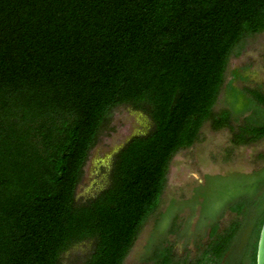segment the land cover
Instances as JSON below:
<instances>
[{
    "label": "trees",
    "instance_id": "16d2710c",
    "mask_svg": "<svg viewBox=\"0 0 264 264\" xmlns=\"http://www.w3.org/2000/svg\"><path fill=\"white\" fill-rule=\"evenodd\" d=\"M261 33L264 0H0V264H63L86 242L84 264H123L171 159L205 124L228 129L233 146L264 137L259 88H243L245 98L229 83L230 108L214 111L230 58ZM118 107L145 114L151 128L114 155L104 190L77 201ZM250 220L243 261L255 264L264 195ZM230 244L209 253L220 260ZM155 249L152 264H185Z\"/></svg>",
    "mask_w": 264,
    "mask_h": 264
},
{
    "label": "rangeland",
    "instance_id": "374dc122",
    "mask_svg": "<svg viewBox=\"0 0 264 264\" xmlns=\"http://www.w3.org/2000/svg\"><path fill=\"white\" fill-rule=\"evenodd\" d=\"M229 83L231 91L236 90L239 95L241 92L245 98L250 96L243 88H259L264 94V33L247 37L241 54L230 58L215 112L230 108ZM250 95L260 97L259 92ZM250 114L242 113L237 117L238 124H232L235 128L241 126ZM151 125L150 119L139 111L118 107L112 112L113 130L103 135L91 151L76 190L77 201L92 199L107 187L114 155ZM230 140L228 129L215 132L205 124L199 141L174 155L158 208L123 264H152V255L159 245L168 249L173 263L251 264L250 258L240 261L254 226L249 219L258 214L264 195V137L249 146H233ZM255 188L258 192L253 196ZM215 225L217 230L212 236ZM230 242L228 252L220 260L209 253H223L222 247ZM91 250L90 242L75 245L64 254L62 263L84 264Z\"/></svg>",
    "mask_w": 264,
    "mask_h": 264
},
{
    "label": "water",
    "instance_id": "95a60500",
    "mask_svg": "<svg viewBox=\"0 0 264 264\" xmlns=\"http://www.w3.org/2000/svg\"><path fill=\"white\" fill-rule=\"evenodd\" d=\"M255 264H264V220L256 244Z\"/></svg>",
    "mask_w": 264,
    "mask_h": 264
},
{
    "label": "crops",
    "instance_id": "0c3cea01",
    "mask_svg": "<svg viewBox=\"0 0 264 264\" xmlns=\"http://www.w3.org/2000/svg\"><path fill=\"white\" fill-rule=\"evenodd\" d=\"M151 127H149V128H146L148 131H149V129H150ZM148 131H146V133H143V135H145V134H147L148 133ZM142 136V135H141Z\"/></svg>",
    "mask_w": 264,
    "mask_h": 264
},
{
    "label": "flooded vegetation",
    "instance_id": "af4514ba",
    "mask_svg": "<svg viewBox=\"0 0 264 264\" xmlns=\"http://www.w3.org/2000/svg\"><path fill=\"white\" fill-rule=\"evenodd\" d=\"M243 255H244V254H243ZM242 261H243V257H242V259H241L240 263H242Z\"/></svg>",
    "mask_w": 264,
    "mask_h": 264
}]
</instances>
